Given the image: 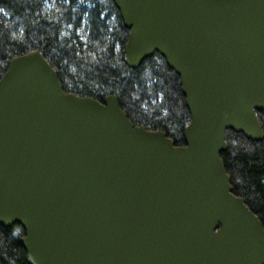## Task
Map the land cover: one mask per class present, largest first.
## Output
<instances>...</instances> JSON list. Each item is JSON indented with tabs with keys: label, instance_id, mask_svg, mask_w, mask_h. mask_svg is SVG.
I'll use <instances>...</instances> for the list:
<instances>
[{
	"label": "water",
	"instance_id": "water-1",
	"mask_svg": "<svg viewBox=\"0 0 264 264\" xmlns=\"http://www.w3.org/2000/svg\"><path fill=\"white\" fill-rule=\"evenodd\" d=\"M124 63L157 52L180 78L184 145L134 126L115 96L65 93L38 52L0 78V227L27 264H264L232 193L225 131L262 141L264 0H111Z\"/></svg>",
	"mask_w": 264,
	"mask_h": 264
},
{
	"label": "trees",
	"instance_id": "trees-1",
	"mask_svg": "<svg viewBox=\"0 0 264 264\" xmlns=\"http://www.w3.org/2000/svg\"><path fill=\"white\" fill-rule=\"evenodd\" d=\"M129 30L111 0H0V78L9 62L38 52L65 93L99 102L108 96L134 126L161 131L184 145L190 122L180 78L154 53L136 69L124 63ZM264 136V111H255ZM220 154L232 193L264 230V137L225 131ZM19 225L0 227V264H27Z\"/></svg>",
	"mask_w": 264,
	"mask_h": 264
}]
</instances>
